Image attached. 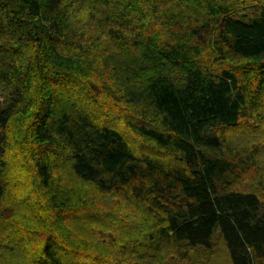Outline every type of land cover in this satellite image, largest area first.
Here are the masks:
<instances>
[{"label": "trees", "instance_id": "16d2710c", "mask_svg": "<svg viewBox=\"0 0 264 264\" xmlns=\"http://www.w3.org/2000/svg\"><path fill=\"white\" fill-rule=\"evenodd\" d=\"M0 87V264H264V0H0Z\"/></svg>", "mask_w": 264, "mask_h": 264}, {"label": "rangeland", "instance_id": "374dc122", "mask_svg": "<svg viewBox=\"0 0 264 264\" xmlns=\"http://www.w3.org/2000/svg\"><path fill=\"white\" fill-rule=\"evenodd\" d=\"M83 11H81L80 13H79V15H77V18L80 20V22H82V15H81V13H82ZM100 102L101 103H104V102H107L104 106H103V109H101V110H103V111H101V113L104 115H106V116H104V118H103V120L104 121H109L110 123H112V122H115V117H113L112 116V114H114L113 113V110H111L110 109V106H111V101H106V100H104L102 97L100 98ZM0 103L1 104H3L4 103V92H3V90L1 89V87H0ZM98 109H100V108H97V110H96V108H94L93 107V110L96 112V114H98L99 112H98ZM112 116H110V115ZM120 124V123H119ZM242 133L243 132H241V133H239V135L240 136H242ZM235 141V140H234ZM24 182H25V180H24ZM27 183V182H26ZM30 189H31V185L30 184H26V186H23V187H19V186H14L13 185V187L10 189V192H9V194H10V196L12 197V198H14V197H18V196H20L21 195V193L22 194H26V193H30ZM111 203V202H110ZM217 256V258H215V256L213 257L214 259H218V261H219V264H228V257H227V254H226V252L223 250L220 254H218V255H216ZM212 258V259H213Z\"/></svg>", "mask_w": 264, "mask_h": 264}]
</instances>
